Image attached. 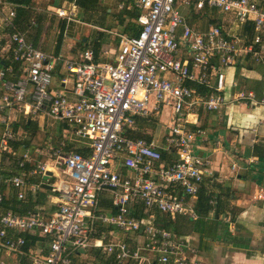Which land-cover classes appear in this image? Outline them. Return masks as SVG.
I'll return each mask as SVG.
<instances>
[{"label": "built area", "instance_id": "built-area-1", "mask_svg": "<svg viewBox=\"0 0 264 264\" xmlns=\"http://www.w3.org/2000/svg\"><path fill=\"white\" fill-rule=\"evenodd\" d=\"M125 1L137 9L140 31L123 36L109 60L89 49L66 62L75 101L54 89L53 58L49 61L23 33L11 34L12 60L25 68L27 77L18 83L4 81L5 72L0 71V116L22 108L30 98V113L46 109L52 119L66 121L76 136L90 141V154L55 149L50 167L38 164L30 173L9 178L21 202L29 192L48 190L57 206L50 217L42 211L23 216L1 211L5 192L0 187V252L24 256L26 240L21 234L28 233L43 237L47 251L36 255L32 264H72L73 253L88 249L100 250L117 264H200L191 257L196 251L189 241L165 229L159 219L200 218L196 203L209 165L196 154L195 142L204 134L197 126L200 114L230 105L264 107V76L260 93L235 84L239 89L230 98L225 95L228 71L240 60L264 65V4L123 0L120 8ZM182 6L196 15L220 12L223 21L198 30ZM15 15V10L9 13V24ZM57 15L74 17L64 10ZM249 24L251 36L241 32ZM13 138L7 130L3 150ZM30 162L26 153L19 167ZM29 175L41 180L31 183ZM255 199H264V191ZM223 220L234 228L231 217Z\"/></svg>", "mask_w": 264, "mask_h": 264}, {"label": "crops", "instance_id": "crops-1", "mask_svg": "<svg viewBox=\"0 0 264 264\" xmlns=\"http://www.w3.org/2000/svg\"><path fill=\"white\" fill-rule=\"evenodd\" d=\"M257 1L264 4V0ZM0 2V71L5 72L4 81L18 83L27 77L25 68L20 64L18 73L7 71L10 67L14 69L11 34L18 31L46 53L49 61L53 58V87L72 101L76 99L74 82L68 76L66 62L77 60L86 50H94L96 45L100 47L97 53L100 59L109 60L118 51L115 52L113 46L119 48L121 38L129 36L126 34L128 19L122 14L125 7L120 8L123 0H98L97 9L88 10L83 9L77 0ZM126 5L128 10L135 9L130 1H125ZM13 10L16 15L9 24L7 17ZM61 10L67 15L74 14V17L58 16L57 12ZM188 14L190 19L185 16L191 25L195 24V19L202 18V15L192 14L191 10ZM212 15L207 16L212 18ZM214 19L218 23L223 21L220 16ZM241 32L251 36V25ZM263 76L264 65L240 60L228 71L226 97L230 98L239 89L235 84L260 93ZM27 89L30 92L32 85L29 84ZM3 93L0 82V96ZM30 105L28 98L22 108L6 110L0 116V187L5 192L1 211H10L12 207L21 209L16 190L8 180L21 173L16 163L19 165L26 153L31 156V162L27 164L29 173L38 164L50 167L55 149L78 151L86 156L90 154V141L76 136L66 121L52 119L46 109L37 114L30 113ZM197 126L204 131L198 136L195 147L196 154L209 161L203 189L211 196L209 203L212 209L201 221L177 217L174 221L178 222V229L174 232L189 241L196 251V255L191 257H195L200 264H264V199H255L259 192L264 191V107L230 105L221 112L203 111ZM7 130L13 133L14 138L9 142L8 149L3 150L2 139ZM40 180L38 175H29L32 183ZM51 181H56V178H51ZM29 198L32 203L37 201L35 211L52 214L57 210L56 199L47 190L29 192L25 202ZM213 201L214 204L211 203ZM224 217L234 220V228H229ZM10 235L16 236L14 233ZM95 250L98 249L80 251L71 256L88 251L94 254ZM25 253L20 256L1 251L0 261L32 264L36 255L47 254V251L44 242H38Z\"/></svg>", "mask_w": 264, "mask_h": 264}, {"label": "trees", "instance_id": "trees-1", "mask_svg": "<svg viewBox=\"0 0 264 264\" xmlns=\"http://www.w3.org/2000/svg\"><path fill=\"white\" fill-rule=\"evenodd\" d=\"M77 3H79V5L81 4V7L83 9H87V10L89 8L97 9V7H98V0H77ZM124 7L125 8H124L122 14L125 17H127V19H128V23H127V26H126V34L129 35V36L137 35L139 33V31H140V27L136 24L137 22L134 23V20L137 19L139 13L135 9L128 10L129 8H127V7H129V6H127V5L124 6ZM125 21H126V19H124V22ZM99 50H100V47L98 45H96L94 47V51L96 53H98ZM12 65H14V69L13 70L15 71V73L16 72L18 73L19 64L18 63H14ZM142 122H141V120H139V123H140L141 126L144 125ZM142 136L143 135H141V134H137L134 137L139 138V137H142ZM16 166H17V169L20 170V172H29L30 171V168L27 165L24 168H20L19 165H18V162H17ZM203 187H204V185L202 186V188H201V190L199 192L197 205H196L197 212L200 215V218H199L198 221H201V220L205 219L209 215V212L212 209V206L209 203L211 196L206 192V190L203 189ZM25 201L26 200H24L22 202L21 201L18 202V203H20L21 209H18L16 207H12L11 210L15 214H18V215H21V216L26 215L28 212L36 210L34 208L37 206V204H36L37 201L32 203V199L31 198H29V200L27 202H25ZM105 204L109 205L108 202H106ZM51 215L52 214H47V213L44 212V216L45 217H50ZM137 217L138 218H143L142 214H137ZM218 219H219V215L217 214V220ZM159 222H161L162 226L165 229L172 230V231H176V229H178V226H177L178 222L174 221V220H171L168 216H161V218L159 219ZM200 223H202V222H199V224ZM27 234L28 233L23 235L25 240H26L25 246L23 247V250L25 252H27L31 246H33L34 244H36L38 242H44L45 243V239L43 237L34 236L32 234H28L27 235ZM100 253L102 254L101 251H96L94 255L95 256H99ZM103 256H102L101 264H117V263H114V262L110 263L109 259H107L105 256L104 257Z\"/></svg>", "mask_w": 264, "mask_h": 264}, {"label": "rangeland", "instance_id": "rangeland-1", "mask_svg": "<svg viewBox=\"0 0 264 264\" xmlns=\"http://www.w3.org/2000/svg\"><path fill=\"white\" fill-rule=\"evenodd\" d=\"M180 10L182 11V13L184 15H187V17L190 19L191 15L188 14V12L191 10L188 7H184L182 6L180 8ZM215 16H220L222 17V14L220 12H213L212 18H210L207 15H202V18L200 19H195V24L193 25L196 29L201 30V31H205L208 29L209 25L211 23H213L212 21L214 20L216 22V19H214ZM112 48V47H111ZM114 51L116 52V50L118 49L117 46H113ZM149 127V130L152 129V125L146 126ZM144 128V126H143ZM141 135H143V133H141ZM121 236H123L122 233H120ZM95 251H99V250H95ZM78 253V252H77ZM83 254V255H82ZM95 254V253H94ZM91 251L88 252H84V253H79L77 255H73L71 256V261L72 264H91V263H97V264H101L102 261V254L100 253V257L99 256H95ZM104 257V256H103ZM76 258V259H75ZM112 261V260H111Z\"/></svg>", "mask_w": 264, "mask_h": 264}]
</instances>
